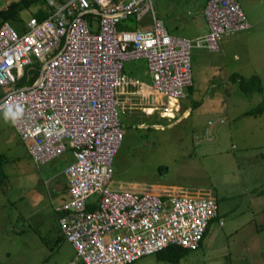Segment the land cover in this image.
I'll list each match as a JSON object with an SVG mask.
<instances>
[{
	"label": "built area",
	"instance_id": "1",
	"mask_svg": "<svg viewBox=\"0 0 264 264\" xmlns=\"http://www.w3.org/2000/svg\"><path fill=\"white\" fill-rule=\"evenodd\" d=\"M143 1L149 0H45L46 16L30 15L24 31L8 21L0 25V85H13L0 110L7 109L36 162L67 149L73 155L63 169L69 198L57 209L76 258L56 264H128L170 245L196 248L218 214L214 197L112 184L124 136L115 96L138 83L124 73V60L143 57L151 87L164 99L146 108L168 115L192 84L190 48L218 51L224 34L251 24L238 0H207L208 30L193 39L170 33L155 16L144 27L119 28ZM31 55L39 73L17 86L20 77L33 75L25 68Z\"/></svg>",
	"mask_w": 264,
	"mask_h": 264
},
{
	"label": "rangeland",
	"instance_id": "2",
	"mask_svg": "<svg viewBox=\"0 0 264 264\" xmlns=\"http://www.w3.org/2000/svg\"><path fill=\"white\" fill-rule=\"evenodd\" d=\"M10 1L0 0V7ZM191 2L143 1L119 28H133L138 21L151 20L152 10L160 16L169 6L170 15L176 8L179 17L190 19L195 12ZM238 2L251 26L224 34L218 51L190 48L192 84L168 115L161 116L158 106L139 107L163 103L154 98L157 93L150 87L146 59L123 62L124 73L139 79L134 89L143 94L119 89L115 96L124 136L113 158L112 184H135L159 194L214 197L218 213L198 247L167 248L128 264H264V191L259 192L264 188V0ZM38 6L20 10V19L9 23L24 31ZM31 59L25 68L34 74L40 62L34 55ZM22 79L30 84L26 76ZM239 79H245L248 87ZM0 86L7 88L6 93L13 87ZM124 104L134 107L123 112ZM259 107L261 113H245ZM3 152L0 264H56L76 258L72 244L62 237L43 166L14 134ZM58 159L52 162L60 165ZM179 252L176 262L166 257Z\"/></svg>",
	"mask_w": 264,
	"mask_h": 264
},
{
	"label": "crops",
	"instance_id": "3",
	"mask_svg": "<svg viewBox=\"0 0 264 264\" xmlns=\"http://www.w3.org/2000/svg\"><path fill=\"white\" fill-rule=\"evenodd\" d=\"M149 1H151V0H149ZM206 2H207V0H192L191 6H193L195 8V12L190 17V19H182L181 17H179V13H178V10L176 8L173 10L172 14L170 15L169 13L171 12V6L164 7L162 9V11L160 12L161 13L160 16L159 15L157 16L154 13V10H152L153 16L161 19L164 26L166 27V29L170 33H172L174 35L193 39V38H196L198 36L203 35L208 30L206 17H205L204 12H203ZM258 6H259L258 11H261L260 6H262V5L259 4ZM256 13H259V12L256 11ZM151 21H152V19L151 20L147 19V20H143V21H138L137 23H139V24L134 26L133 28L139 27V26L144 27L146 25H149L151 23ZM164 21H165V23H164ZM146 63H147V61H146ZM37 71L39 73V70H37ZM128 76L137 80L138 83H137V85L127 86L125 90L131 94L136 95V93H138L139 95H142L143 90H141L140 88L134 89V87H136L140 84L139 79L135 78L131 75H128ZM26 84L27 83H25L23 85H26ZM23 85H17V86H23ZM150 87H151V85H150ZM151 89H152V87H151ZM6 90H7V88L0 86V98L5 95ZM153 91L156 92L155 90H153ZM154 98H156L157 102H160L161 100H162V102L164 101L163 97H161V95H159L158 93L156 94V96H154ZM179 100L172 101V106L177 105ZM140 105L141 106H139V107L146 108L149 105H153V102H150L149 104L140 103ZM124 106H127L129 109L134 107V105H130V104H124ZM125 110L127 111L128 109L126 108ZM13 134L17 138H19V140H21L23 143H25L26 148H27L26 142H24L20 138L17 130L15 129V127H14V125H13V123L9 117L7 109H2V110H0V156H1V154L4 153L3 152L4 147L5 148L7 147V149L9 148ZM27 151H28V149H27ZM28 153H29V151H28ZM58 157H59V159H58L59 162L61 161L60 165H57L56 162H52L57 157H55L51 160L42 162V163L36 162L32 157L31 158L36 163L40 164L41 167L43 166L45 172L47 173V175H49V182H50L51 189L53 191L52 196L54 197V200H53L54 208H55V210L58 211L59 216H60L63 212L61 210H58L57 207L69 198L68 179H67V176L64 173L63 169L67 165V163H69L73 160V155L71 154V151L69 149H67L63 154H61ZM62 237L65 238V236L63 234H62ZM67 241L70 242L69 240H67ZM146 256H149V255H146ZM178 260H176V261H178ZM170 261H172V260H170ZM176 261H172V262H176Z\"/></svg>",
	"mask_w": 264,
	"mask_h": 264
},
{
	"label": "trees",
	"instance_id": "4",
	"mask_svg": "<svg viewBox=\"0 0 264 264\" xmlns=\"http://www.w3.org/2000/svg\"><path fill=\"white\" fill-rule=\"evenodd\" d=\"M33 4H39L38 8L33 12V15L37 16L38 18H42L46 16L47 14V8L45 4V0H12L8 2L4 7H0V25L4 23L5 21H17L20 19L19 12L20 10L24 8H28ZM23 31V30H20ZM38 70V68H37ZM35 70L34 75L29 79L30 82L38 75V71ZM24 76L20 77L18 79L17 84L18 85H23L24 80L22 79ZM28 80V79H27ZM242 83L243 86L248 87V85H245L244 82L246 81L245 79H239ZM263 111V107H259L257 109H249L245 111L246 114H252L253 112L256 113H261ZM264 188H262L259 192H263ZM95 205L94 203H88V208H93ZM173 247H180L182 246L179 245H170L164 249L167 248H173ZM184 249V248H182ZM180 255H182L180 252L179 254H168L166 256L169 260L176 261L180 258Z\"/></svg>",
	"mask_w": 264,
	"mask_h": 264
}]
</instances>
